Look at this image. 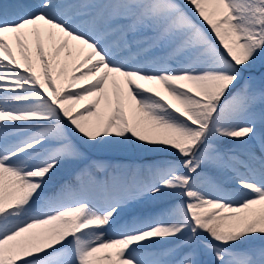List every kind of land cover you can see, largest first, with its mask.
Segmentation results:
<instances>
[{"label":"snow or ice","instance_id":"obj_1","mask_svg":"<svg viewBox=\"0 0 264 264\" xmlns=\"http://www.w3.org/2000/svg\"><path fill=\"white\" fill-rule=\"evenodd\" d=\"M0 264H264V0H0Z\"/></svg>","mask_w":264,"mask_h":264},{"label":"rangeland","instance_id":"obj_2","mask_svg":"<svg viewBox=\"0 0 264 264\" xmlns=\"http://www.w3.org/2000/svg\"><path fill=\"white\" fill-rule=\"evenodd\" d=\"M32 47H33V49H34L35 45L33 44ZM47 50H49V49H48V47H47V43H46V51H47ZM17 52H18V49H17ZM84 83H88V82L85 81Z\"/></svg>","mask_w":264,"mask_h":264},{"label":"bare ground","instance_id":"obj_3","mask_svg":"<svg viewBox=\"0 0 264 264\" xmlns=\"http://www.w3.org/2000/svg\"><path fill=\"white\" fill-rule=\"evenodd\" d=\"M71 69H69V71H70ZM38 71H39V67H38ZM58 71H59V69L57 68L56 69V72L58 73ZM85 84V86L87 85V83H84ZM86 103V102H85Z\"/></svg>","mask_w":264,"mask_h":264}]
</instances>
